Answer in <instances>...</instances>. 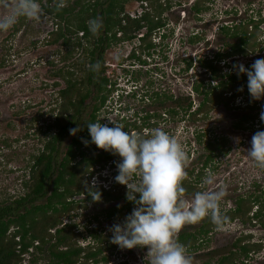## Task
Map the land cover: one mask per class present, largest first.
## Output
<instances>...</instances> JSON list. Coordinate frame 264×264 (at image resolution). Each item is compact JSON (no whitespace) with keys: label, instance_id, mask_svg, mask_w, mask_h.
Wrapping results in <instances>:
<instances>
[{"label":"rangeland","instance_id":"374dc122","mask_svg":"<svg viewBox=\"0 0 264 264\" xmlns=\"http://www.w3.org/2000/svg\"><path fill=\"white\" fill-rule=\"evenodd\" d=\"M161 1L158 3L162 4ZM192 1L196 0H164L166 3L169 2L167 8L163 7L166 9L163 14L166 27L160 31L165 33V38L159 40V33L152 35L154 49L150 50V57L145 51L141 52L140 49L135 51L134 57L145 60V64L139 66L138 60H126L130 57L127 55L131 49H136L139 45L135 38L132 41L115 44L105 52L106 69L104 68L102 76L109 79L108 89L111 92L105 102L106 107L103 106L98 114L102 124L110 121L115 125L123 117L130 123L129 121L136 119L130 115L136 112L137 115L163 112L164 107L154 105L155 102L148 99V95L154 91L172 94L173 97L177 95V98L190 96L197 106L202 98L197 96L193 87L202 80L204 84L209 82L217 84V80L211 79L209 70L202 66L203 59L212 58L218 51H229L228 44L237 42V39L224 34L222 27L246 22L251 17L264 19V0H208L201 1L198 5H193ZM145 2L141 4V0H128L124 6L126 13L137 15L148 11L152 14V5L147 0ZM40 3L44 9L40 21L21 18L8 31H0V201L7 195L17 196L22 192V180L28 178L26 172L27 165L31 162L30 157L44 145V140L49 135L48 132L47 135L43 134L46 131L45 127L54 121L58 113V91L63 82L60 76L54 74L58 71L57 67L63 65L60 58L66 55L68 47L61 45L60 40L52 42L51 34L55 29V19L45 7H52L53 1L48 4L47 0H40ZM198 7H203V11H194ZM5 11L0 7V15ZM260 31L259 39L263 40L264 22ZM81 50L80 47L75 49L71 57L64 59L66 67L74 71L73 77L83 75L82 66L74 62L85 57ZM261 58H264V50L257 49L251 54H238L227 58L226 62L243 64L248 68L255 60ZM189 61H192V64L187 69ZM132 64L133 66H130ZM116 86L120 87L118 92ZM132 89L133 91L137 89L138 96H127ZM146 93L148 95L143 96ZM116 95H121L119 96L121 99ZM230 102L229 109L222 104L215 106L209 112L208 119L190 120L188 117L183 118L181 115L183 112L179 111L173 119L167 114L150 121L151 124H155L151 132L154 129H161L182 144L187 157L185 178H188L191 184L194 182L197 189H200L199 192L225 190L226 195L219 204L221 212L233 207L239 196L258 195L264 190V168L257 166L246 155L251 148L254 133L251 129L240 130L233 127V123L247 113L236 105L255 103L258 105L257 110L262 112L264 99L255 101L246 94ZM96 103L92 100L88 108ZM163 105L174 106L170 100ZM136 123L141 125V119L138 118ZM123 124L122 122V126ZM198 131L203 133L207 131L209 134H205L206 139L225 136L228 140L225 144L228 152L215 158L207 167L204 166L206 151L196 142ZM130 134H133V131L130 130ZM68 143L67 140L63 144L64 150ZM92 146L100 150L94 144ZM105 172L109 173L110 169H106ZM209 172L214 177V183L211 185L204 183ZM100 179L103 180L104 175L97 176L95 173L89 178L91 184L103 183V186L106 185L108 188L109 181L102 182ZM195 194L193 192L181 194L179 201L188 205ZM74 198L80 202L84 196ZM260 201L264 206V196ZM117 204L121 205L123 202L114 201L112 205L115 207ZM100 207L104 206L82 203L74 212L62 218L63 224L74 225V233L79 235V244L84 246L93 243L95 235L109 243L108 238L111 240L112 237L109 231L111 226L122 223L132 212L124 211L120 216L111 219L101 216L96 221L94 216L99 213ZM255 208L256 206L252 211ZM187 225L189 224H186L185 230L193 228L196 223ZM50 232L54 233V229ZM238 241L260 245L258 247L253 245V251L246 259L243 258L245 259L243 264H264V227L256 221L242 222L239 219L229 221L223 227L216 228L207 238L200 240L197 250L191 252L187 250V254L191 257V264H202L207 260H210V264H215L223 254L237 251L232 245ZM147 251V248L140 247L130 250L117 248L112 255L108 254L109 264H149L150 256L147 255ZM37 255L38 253L34 254ZM32 257L31 253L21 255L19 262L32 264L30 262ZM47 259L39 260L37 264H43Z\"/></svg>","mask_w":264,"mask_h":264},{"label":"trees","instance_id":"16d2710c","mask_svg":"<svg viewBox=\"0 0 264 264\" xmlns=\"http://www.w3.org/2000/svg\"><path fill=\"white\" fill-rule=\"evenodd\" d=\"M52 1L54 2L52 7H45L46 11L54 16L57 25V30L51 34L52 42L62 40V44L68 47L65 59L71 57L75 49L83 48L85 57L74 61L82 66L83 75L73 77L74 71L71 72L67 68V75H64L66 86L58 91V113L54 121L45 127L46 131L43 134L47 135L46 132H48L49 135L44 140V145L30 157L31 162L27 165L26 172L28 178L22 180V192L17 196L7 195L0 201V264H22L19 262L21 255L29 253L33 256L30 259L32 264H37L40 259L46 258L48 259L43 264H89V262L107 264L109 258L104 251L108 249L113 253L116 245L110 242L104 246L103 240L95 235L96 246L91 243L82 246L78 243V235L74 233V225L71 223L62 225V218L77 209L80 202H96L94 199L98 196L95 192H99L101 198L106 201L123 202L109 210V217L120 216L124 211L130 212L134 208V204L126 199L125 185L116 182L111 190H105L100 186H91L89 182L93 174L90 171L91 168L103 167L110 161H113V165L116 166L120 157L102 149L97 150L92 146L93 144L85 146L82 142V140H90L87 124L98 122L95 112L105 104L109 94V80L102 77L100 73H98V79L97 77L95 79L93 71L86 68V57L94 55L96 48H99V54L102 55L112 41L134 39L136 35L133 30L140 29L143 26L142 21H146L148 35L139 37L142 42L140 49L150 55V50L154 48L151 35L161 26L160 21L154 19L156 15H160L161 3H158L159 0H147L153 7V14L143 19L132 20L129 17L120 16L128 0H74L73 2L66 0V6L62 9L57 7L58 0H47V3ZM201 1L207 0H199L198 4ZM196 9L203 11V7ZM94 18L103 20V28L97 34H93L88 26V22ZM262 22H264L262 18L251 17L246 22L222 27V32L230 38L237 39V42L228 44L229 51H218L212 58H204L203 61L199 59L202 61V66L209 70L211 79L217 80V84H211V82L204 84L202 80L193 87L197 96L202 98L197 106L195 101L189 98L190 96L177 98L175 107H165L163 104L172 100L171 94L159 91H154L151 95L144 94L149 96V100L155 102L154 105L164 107L163 112L155 115L161 117L163 114H168L173 119L179 111H182L183 118L188 117L195 121L200 118L208 119L209 112L215 106L222 104L229 109L230 101L249 94L246 75L238 76L234 70L235 62L230 64L226 60L238 54L247 55L254 53L257 49L260 51L264 49L262 46L264 40L259 41ZM79 33L82 34L79 36ZM118 33H121L119 37ZM132 56H135V52ZM191 64L192 61L187 62V69ZM101 65L104 66L103 61ZM240 88H243V91H239ZM92 100L97 103L93 108H88ZM250 103L236 105L247 113L237 119L233 127L240 130L251 129L255 134L257 131L264 130V122L260 119L261 112L257 110L258 105ZM150 116L146 113L142 127L151 128ZM128 125L132 128H140L136 122L124 123L123 126L120 124L124 129ZM77 127L80 131L76 135H70L69 130ZM205 134L209 133L198 131L196 142L206 151L204 166L207 167L215 158L228 152L225 148L228 140L225 136L206 139ZM67 140L69 143L64 150L62 147ZM194 184V182L191 184L188 178H184L182 186L185 192L182 194L199 192L200 189H197ZM81 195L85 196L84 199L80 202L75 200V196ZM262 196H264V190L258 195L239 196L234 201L233 207L221 212L227 217L223 226L229 221L239 219L242 222L256 221L264 227V206L260 201ZM254 206L256 209L253 212ZM185 227L186 225L175 239L185 245L188 252L197 250L199 241L207 238L218 228L209 218L202 219L189 230H185ZM53 229L55 232H50ZM253 245L260 246L235 242L232 246L237 251L223 254L215 264H243L253 251ZM35 253L38 255L34 256ZM236 259L241 261L237 262ZM210 263V260H207L202 264Z\"/></svg>","mask_w":264,"mask_h":264},{"label":"clouds","instance_id":"9594fccd","mask_svg":"<svg viewBox=\"0 0 264 264\" xmlns=\"http://www.w3.org/2000/svg\"><path fill=\"white\" fill-rule=\"evenodd\" d=\"M65 6L66 0H58L59 9ZM0 7L6 10L0 15V31H8L21 18L40 21L44 15L40 0H0ZM88 26L93 34H97L103 28V20L91 19ZM135 39L139 45L136 49H131L127 57H132V53L140 49V38L135 36ZM88 67L98 72L101 64L97 62ZM234 69L238 76L246 75L247 90L252 100L264 99V58L255 60L248 68L239 64L234 65ZM116 87L118 92L120 87ZM239 91H243V88ZM116 96L121 99V95ZM260 119L264 122V111L261 112ZM125 120L123 117L114 125L110 121L102 124L98 118V122L87 124L90 140H82L85 146L94 144L98 149L120 157L116 166L110 161L103 167L95 166L90 169L93 176L95 173L97 176L104 175V179L100 181H109V187L106 188L103 183H90L91 186L111 190L116 182L125 185L126 199L134 204L132 212L123 222L114 224L109 229L112 233L110 242L121 250L147 248L149 264H191L187 249L175 239L176 234L186 224H195L204 218H209L218 228L223 227L227 217L221 213L219 204L226 192L224 189L197 192L190 204L180 202V195L185 192L182 181L187 175V157L182 144L161 129L151 132L152 128L142 125H139L141 129L130 125L124 129L120 124ZM130 130L133 134H130ZM78 131L79 127L72 128L69 133L76 135ZM246 155L257 166L264 168V130L253 135L251 148ZM106 169H110V172H105ZM108 177L110 178L107 180ZM204 183H214L211 172L205 177ZM95 193L98 198L94 200L99 201L100 193Z\"/></svg>","mask_w":264,"mask_h":264},{"label":"flooded vegetation","instance_id":"af4514ba","mask_svg":"<svg viewBox=\"0 0 264 264\" xmlns=\"http://www.w3.org/2000/svg\"><path fill=\"white\" fill-rule=\"evenodd\" d=\"M208 1V0H207ZM162 2V4H161V9H160V15L158 16V15H156L155 16V20H159L160 21V28H157V30L155 31V32H153L152 33V35L153 34H157V33H159V40L161 39V38H165V33H163V32H160L161 31V29H164L165 27H166V22H165V20L166 19H164L163 18V14H164V12H165V10H164V8L163 7H165V8H167L166 6H167V3H169V2H164V0H162L161 1ZM193 2V5H198V2H199V0H196L195 2L194 1H192ZM203 2H206V1H203ZM54 3V2H53ZM144 3H146L145 1H142L141 0V4H144ZM194 11H197V9H194ZM197 12H200V11H197ZM50 14V13H49ZM153 14V13H152ZM152 14H149L148 13V11H144V12H142V13H140V14H137V15H135V14H133V15H130L129 13H126V11H125V8L123 9V12H121V14H120V16H122L123 18H125V17H129V19H132V20H134V19H137V20H139V19H143L144 17H148L149 15H152ZM124 21V20H123ZM54 23H55V21H54ZM145 23H146V21H142V27L140 28V29H136V31H134L133 30V33L137 36V37H140V38H143V37H146L147 35H148V27H146V25H145ZM57 30V25L55 24V29H53V31H52V33L53 32H55ZM82 33H79V36L81 35ZM152 35H151V37H152ZM117 36L119 37L120 35H118L117 34ZM152 39V38H151ZM109 40V39H108ZM264 40V39H263ZM110 41V40H109ZM259 41H260V39H259ZM58 42V41H57ZM62 40H60V44L62 45ZM122 42H125V41H116V42H114V41H112V42H110V46H108L107 48H105V50H104V52H103V54L102 55H100L99 54V52H100V50H99V48H96L95 49V53H94V55H92V56H89V57H86V68H88L89 69V67H88V65H90V64H95V63H97V62H99L100 64H101V61H103L104 62V66L103 65H101V68H100V70L98 71V72H94L93 71V75H94V77H95V79H96V77H97V79H98V73H100L101 74V76H102V73H103V71L106 69V67H105V52L110 48V47H112L113 45H115V44H119V43H122ZM140 43H142L141 42V39H140ZM105 44H106V42H105ZM263 47H264V43H263V45H262ZM81 48V47H80ZM82 50H81V53H83V48H81ZM154 49V48H153ZM141 50V49H140ZM264 50V49H263ZM262 50V51H263ZM141 52H142V50H141ZM81 53H80V55H81ZM150 53H151V51H150ZM151 55V54H150ZM149 56V55H148ZM150 57V56H149ZM82 58V57H81ZM80 58V59H81ZM148 58V57H147ZM64 59H65V56H63V57H61L60 58V60H61V62H62V66L61 67H57V69H58V71L57 72H59L60 74L59 75H57V74H54L55 76H60L61 78H62V82H63V86L61 87V89H63V88H65V86H66V82H65V78H64V75H67V68H69V67H66V62L64 61ZM80 59H78V60H80ZM77 60V61H78ZM127 61L128 60H138V64H139V66L140 65H142V64H145L146 63V61L145 60H142V59H140V58H135V57H133V58H131V57H128V59H126ZM135 64V63H134ZM130 66H133V64L132 65H130ZM105 69H104V68ZM69 70L72 72V69L71 68H69ZM125 72H126V69H125ZM56 73V72H55ZM103 77V76H102ZM105 78H107V77H105ZM108 79V78H107ZM132 81V80H131ZM55 82V81H54ZM95 86L97 87L98 86V81L96 80L95 81ZM132 83H134V81H132ZM136 88V87H135ZM60 89V90H61ZM110 94V93H109ZM109 94H108V96H109ZM129 95V96H128ZM172 95V94H171ZM127 96L128 97H133V96H138V91H137V89L136 90H134L133 91V89L132 90H130V92H128L127 93ZM144 96V95H143ZM177 95H175L174 97L172 96V100H170L173 104H174V106H172V107H175V106H177ZM104 107H106V105H103ZM102 106V107H103ZM94 107V105L93 106H91V108H93ZM101 107V108H102ZM101 108H99L95 113L97 114V118L99 117V112H100V110H101ZM128 111V109L126 108V112ZM156 114V112H153V113H149V115H151L150 116V121L152 120V119H154V118H159L160 116H157V115H155ZM157 114H159V113H157ZM146 115V114H145ZM145 115H137V112L136 113H133V114H131L130 116L134 119V117H136V119H134V120H131V121H129L130 123L131 122H137L138 121V118H140L141 119V121H142V123H143V118H144V116ZM149 121V123H150V127L152 128V127H154L155 126V124L154 123H152L151 124V122ZM130 127H132L131 125H130ZM135 129H138V128H135ZM134 129V130H135ZM85 197V196H84ZM117 202H120V201H117ZM81 204H82V202H80ZM89 203H92L93 205H95V206H104V207H100L99 208V213H97L95 216H94V220H96V221H98L99 220V218L101 217V216H103V217H105V218H108V219H111V218H114V216L113 217H109L108 216V213H109V210L113 207V201H106L105 199H103V198H101V200H99L98 202L96 201V202H94V201H91V202H87L86 201V203L84 202V204L85 205H87V204H89ZM102 204H104V205H102ZM111 206V207H110ZM72 212H74V211H72ZM66 224H69V223H62V225H66ZM92 230H94V229H92ZM55 232V231H54ZM79 236V235H78ZM93 241V243H91V244H93V245H95V244H97V241L95 240V239H93L92 240ZM104 241V243H105V245L104 246H106V245H108V242H105V240H103ZM108 241H109V244H110V239L108 238ZM89 244V243H88ZM87 245V244H86ZM86 245H84V246H86ZM103 245V244H102ZM83 246V245H82ZM117 248H119L118 246L115 248V250L117 249ZM33 250V249H32ZM114 250V251H115ZM114 251H113V253H114ZM105 253H107V254H113V253H111V251H109L108 249H105V251H104ZM108 258H109V262L107 263V264H109L110 263V255H108ZM40 260H42V259H40ZM103 264V263H102Z\"/></svg>","mask_w":264,"mask_h":264}]
</instances>
